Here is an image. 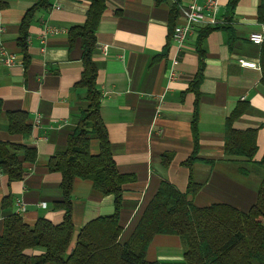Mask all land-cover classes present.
<instances>
[{
	"label": "crops",
	"instance_id": "1",
	"mask_svg": "<svg viewBox=\"0 0 264 264\" xmlns=\"http://www.w3.org/2000/svg\"><path fill=\"white\" fill-rule=\"evenodd\" d=\"M2 1L0 52L14 59L6 65L0 57V141L31 148L35 157L26 159L23 149L16 151L25 160L22 179L9 180L0 169V233L4 219L16 213V198L22 200L21 216L30 226L38 218L53 224L63 220L64 210L56 206L62 200V174L47 163L65 150L80 111L89 103L79 85L81 39L71 42L68 30L84 23L92 0H47V8L39 7V0ZM189 1L104 0L96 27L92 61L100 116L116 168L129 178L122 184L118 211L120 244L163 181L182 193L189 181L198 186L188 194L197 207L227 204L247 212L264 178L257 164L264 155V0H220L217 17L223 27L201 38L210 26L195 24L179 51L173 40L174 26L183 22L177 3ZM45 25L65 31L42 37ZM251 32L263 34L260 44L248 39ZM23 34L24 47L19 44ZM239 59L256 67H242ZM238 107L241 113L232 127L256 131L251 158L224 153L225 124ZM10 112L24 114L26 133L10 129ZM89 150L99 152V140L91 133ZM71 204L74 237L88 221L114 213L113 195L97 192L90 180L80 177L73 180ZM183 252L179 236L156 234L145 258L186 264Z\"/></svg>",
	"mask_w": 264,
	"mask_h": 264
},
{
	"label": "trees",
	"instance_id": "2",
	"mask_svg": "<svg viewBox=\"0 0 264 264\" xmlns=\"http://www.w3.org/2000/svg\"><path fill=\"white\" fill-rule=\"evenodd\" d=\"M230 4L233 5V1ZM38 6L47 8L49 3L39 0ZM103 7L104 0H92L84 23L68 30L71 42L77 37L81 39L83 73L79 85L85 88L89 103L80 111L65 150L55 153L47 163L50 170L62 174V200L56 206L64 210L63 220L53 224L45 218H38L30 226L19 214L13 212L7 216L0 233V264H161L145 258L146 249L156 234L179 236L186 264H264V178L257 189L256 202L247 212L227 204L197 207L188 199V194L194 193L198 186L191 187L189 181L188 191L182 193L163 181L127 241L119 243L118 211L122 202V184L129 178L118 172L110 152V142L100 116L101 95L92 61L95 31ZM221 27H206L201 38L210 30ZM24 37L25 34L19 40L22 47ZM201 54L203 52L199 50L200 57ZM199 80L200 71L192 85L195 87ZM241 109L238 107L226 121L224 153L251 158L256 151V131H239L232 127V120ZM23 119L22 112H10V129L26 133L28 127ZM90 133L99 140L97 154L89 150ZM194 137L196 139V134ZM22 149L24 158L32 160L35 157L31 148L0 141V169L9 180L22 179L25 160L16 154ZM257 164L264 169V155ZM76 177L90 180L93 189L103 195H113L114 213L88 221L74 237L71 191ZM33 248L42 249L43 253H26Z\"/></svg>",
	"mask_w": 264,
	"mask_h": 264
},
{
	"label": "built area",
	"instance_id": "3",
	"mask_svg": "<svg viewBox=\"0 0 264 264\" xmlns=\"http://www.w3.org/2000/svg\"><path fill=\"white\" fill-rule=\"evenodd\" d=\"M219 3L220 0H203L202 4H198L197 0H190L188 3H177L178 11L183 18V22L174 26L173 40L176 42L179 51L185 47V40L195 24L203 22L212 27L224 25V21L218 19L217 17ZM60 31L63 32L65 29L59 30L45 25L43 27L42 37H44L47 33L55 34ZM248 39L254 44H260L263 40V34L260 32H251ZM0 57L6 65L11 64L14 59L12 55L6 54L3 51L0 52ZM239 65L247 68L256 67L255 62H250L245 59H239ZM14 204L16 206V214L21 215L22 212L25 211L22 200L20 198H16L14 200Z\"/></svg>",
	"mask_w": 264,
	"mask_h": 264
}]
</instances>
